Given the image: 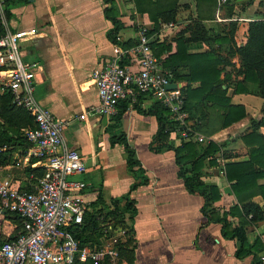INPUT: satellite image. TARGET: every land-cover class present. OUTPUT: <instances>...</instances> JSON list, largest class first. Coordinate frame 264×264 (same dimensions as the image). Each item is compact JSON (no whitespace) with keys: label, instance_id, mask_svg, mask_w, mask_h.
<instances>
[{"label":"crops","instance_id":"1","mask_svg":"<svg viewBox=\"0 0 264 264\" xmlns=\"http://www.w3.org/2000/svg\"><path fill=\"white\" fill-rule=\"evenodd\" d=\"M106 6L114 7L120 21L118 43L108 36L116 24L105 16ZM6 14L12 30L37 28L35 35L21 42L22 58L37 64L36 100L69 120L63 128L64 141L78 149L86 161V169L69 178L86 182L83 198L91 209L103 214L131 202L124 211L126 234L118 244L117 264H253L264 255V198L252 197L263 215L252 220L251 214L238 205L224 168L227 162L248 159L241 133L252 130V122L264 116V97L255 83L244 80L238 72L239 55L229 53L232 47L247 42L251 20L264 19V0H217L213 17L201 22L212 39L184 43L186 53L214 48L226 57V63L219 64V77L224 78L225 73L230 77L223 79L221 86L230 104H240L245 109L244 116L224 126L227 105L208 97L193 98V122H197V131L204 139L192 141L202 149L210 141L220 146L202 158L196 175L191 169L192 160L184 162L186 170L180 172L175 146L181 142L168 135L165 146L153 138L158 128L157 99L150 94L120 99L117 108L122 111L118 119L115 114L88 112L98 102L92 68L114 56L118 46L134 44L142 26L154 34V44L169 45L159 54L153 52L170 79L192 89L199 87L198 79H178L169 66L163 65L164 58L177 50L178 32L197 18L196 0H178L173 26H164L166 21L162 20L154 26L146 12L135 10L132 0H6ZM189 35V29L183 32L184 37ZM216 36L229 39L217 41ZM122 60L130 63L133 57L127 53ZM174 68L179 75L186 74L189 63L182 59ZM237 81H242L246 90H236ZM255 128L264 134V124ZM128 149L136 160L132 170L127 163ZM0 166L3 173L25 183V163ZM194 177L203 184V192L190 190ZM257 183H264V176L257 178ZM224 220L228 223L225 226ZM2 224L11 231L17 229L13 222ZM239 233L245 235L247 243L241 254L237 253Z\"/></svg>","mask_w":264,"mask_h":264},{"label":"built area","instance_id":"2","mask_svg":"<svg viewBox=\"0 0 264 264\" xmlns=\"http://www.w3.org/2000/svg\"><path fill=\"white\" fill-rule=\"evenodd\" d=\"M173 26V21L163 23ZM37 33V28L12 30L6 14V0H0V92L9 91L15 103L22 104L33 116L34 125L23 129L27 140L24 154L10 163L42 167L33 171L22 184L0 166V213L9 211L21 219L20 231L4 228L0 221V264H117L121 237L126 227L110 215L96 213L99 231L96 240L83 241L76 234L85 224L90 203L83 198L86 182L69 178L86 169L78 149L69 147L63 137L66 117L54 114L35 98V62L22 58L21 42ZM118 39V35H116ZM154 34L142 26L137 41L129 47L118 46L117 53L92 68L98 102L88 112L114 115L120 99H135L150 94L171 113L173 126L169 135L174 141H202L204 137L192 127L185 109L183 84L173 88L166 70L159 67L152 48ZM133 61L123 62L125 54ZM9 163L6 164L7 167ZM4 167V168H5ZM12 235V236H11ZM253 264H264V255Z\"/></svg>","mask_w":264,"mask_h":264},{"label":"trees","instance_id":"3","mask_svg":"<svg viewBox=\"0 0 264 264\" xmlns=\"http://www.w3.org/2000/svg\"><path fill=\"white\" fill-rule=\"evenodd\" d=\"M134 8L138 12H146L149 18L153 21L154 26L159 24V21H168L175 18L176 7L178 0H132ZM217 0H196L197 18L187 24L178 32L177 50L169 53L163 60V65L169 66L171 71L178 79H186L187 81L199 80L200 85L197 89H192L189 86L182 87V91L185 99V109L188 111V118L192 122L193 129L198 130L197 122H193L194 104L198 96L208 97L212 101L223 103L227 105V110L223 114L222 124L228 125L231 122L241 118L245 115V109L240 104H230L229 98L225 95L226 89L221 84L223 79L230 77L228 73H225L224 78H220L219 74L222 67L219 64L226 63V57L216 49L199 52V53H186L184 43L187 40L202 39L210 41L208 31L201 23L204 18H212L213 12L216 6ZM104 14L108 17L116 26L109 30L108 36L114 42L118 43L116 34L119 29L120 21L115 16L116 12L114 7L106 6L104 8ZM187 29L190 30V35L183 36V32ZM228 36H216L214 40L221 41L227 40ZM152 48L156 54L169 49V45L166 43L152 42ZM230 54L237 53L240 58V67L238 72L243 74V79L251 81L256 84L258 92L264 97V19H255L249 22L248 27V39L247 42L238 47H232L229 50ZM187 59L189 63V71L186 74L179 75L174 65L178 64L180 60ZM242 81H237L236 90H246V87L241 85ZM140 95V94H139ZM196 99V100H197ZM156 114L158 117V128L153 135V138L158 140L160 144L167 146L169 135V128L173 126L171 119V113L165 108L158 100H156ZM121 109L117 110L115 117L118 119L121 115ZM264 111V105H263ZM254 127L252 130L241 133V138L244 144L247 146L245 153L248 155V159L242 161H231L224 164L226 178L231 182L232 191L237 199L238 205L241 206L246 214H251L252 220L261 219L262 208L256 203L252 197L260 195L264 198V183H257V178L264 176V134L259 132L255 127L264 124V116L259 121H253ZM34 125L33 116L22 105L15 103L12 100V94L9 91L0 92V164L4 165L12 163L17 155L25 153L27 148V140L24 137L23 129ZM20 133H22L20 135ZM120 136H117L119 138ZM220 146L213 141H210L205 148H200L192 140H184L179 146H175L176 161L180 166V172L183 173L186 169L183 168V163L192 160L193 165L191 167L194 175L199 172L201 167L202 158L208 154L219 150ZM129 150V149H128ZM202 150V153H200ZM132 150H129L127 159L128 168L132 170V166L136 163V160L131 156ZM228 155V152H224ZM238 155V151H235ZM33 171L35 175H41L43 170L41 166L29 167L27 166L26 174ZM139 173L142 176L141 171ZM194 179L189 188L193 191L203 192V184L197 179ZM196 182V183H195ZM134 184H132V187ZM92 203V202H91ZM131 207V202H125L124 207L115 206L113 209L107 211L105 214L114 218L115 222L125 226L124 223V211ZM96 213L102 214L101 211L89 209L85 215V224L80 230H75V234L82 239L96 240L99 231V221L94 217ZM8 215L15 218V221L21 224L20 217L12 212L6 211L0 213V216ZM19 217V220L16 218ZM17 222V223H18ZM17 224L16 231H20L21 225ZM227 221L224 220V226L227 225ZM19 225V226H18ZM242 232V231H240ZM241 238V244L237 250L238 254L244 252L246 246V239L243 233H239ZM12 236V235H11Z\"/></svg>","mask_w":264,"mask_h":264},{"label":"rangeland","instance_id":"4","mask_svg":"<svg viewBox=\"0 0 264 264\" xmlns=\"http://www.w3.org/2000/svg\"><path fill=\"white\" fill-rule=\"evenodd\" d=\"M22 133H20V135H21ZM91 207V206H90ZM89 207V208H90ZM18 220H19V217H16ZM10 220H12V221H10ZM0 221L2 222V223H7L8 222V224H11V222H13V223H15V224H20L18 221V223L11 217V216H8L7 214L6 215H3V216H0ZM6 227L10 230L11 229V227H8L7 225H6ZM5 226H4V228H6ZM19 229H21V227L19 228ZM14 231H16V229L14 230Z\"/></svg>","mask_w":264,"mask_h":264},{"label":"water","instance_id":"5","mask_svg":"<svg viewBox=\"0 0 264 264\" xmlns=\"http://www.w3.org/2000/svg\"><path fill=\"white\" fill-rule=\"evenodd\" d=\"M175 84H176L175 82L171 81V82H169V83L167 84V87H169V88H173V87L176 86Z\"/></svg>","mask_w":264,"mask_h":264}]
</instances>
